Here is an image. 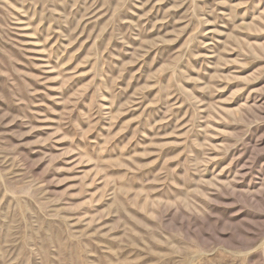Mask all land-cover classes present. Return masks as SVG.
Returning <instances> with one entry per match:
<instances>
[{"label": "rangeland", "instance_id": "1", "mask_svg": "<svg viewBox=\"0 0 264 264\" xmlns=\"http://www.w3.org/2000/svg\"><path fill=\"white\" fill-rule=\"evenodd\" d=\"M0 264H264V0H0Z\"/></svg>", "mask_w": 264, "mask_h": 264}]
</instances>
